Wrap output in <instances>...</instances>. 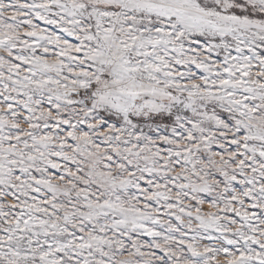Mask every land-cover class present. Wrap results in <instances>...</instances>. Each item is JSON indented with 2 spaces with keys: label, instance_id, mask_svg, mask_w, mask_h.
Wrapping results in <instances>:
<instances>
[{
  "label": "snow or ice",
  "instance_id": "6c2138e0",
  "mask_svg": "<svg viewBox=\"0 0 264 264\" xmlns=\"http://www.w3.org/2000/svg\"><path fill=\"white\" fill-rule=\"evenodd\" d=\"M0 264H264V0H0Z\"/></svg>",
  "mask_w": 264,
  "mask_h": 264
}]
</instances>
